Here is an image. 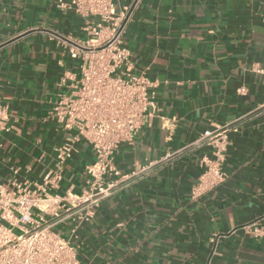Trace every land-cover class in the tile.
Here are the masks:
<instances>
[{
    "label": "crops",
    "instance_id": "obj_1",
    "mask_svg": "<svg viewBox=\"0 0 264 264\" xmlns=\"http://www.w3.org/2000/svg\"><path fill=\"white\" fill-rule=\"evenodd\" d=\"M59 0H0V182L41 181L67 134L52 117L79 74L68 44L83 19ZM129 7L123 45L135 72L158 81L159 116L115 153L125 174L151 168L106 198L77 241L83 264H264V242L239 229L264 225V0H119ZM70 75L65 85L61 79ZM164 117L165 119H162ZM234 123L226 180L197 200L191 188L205 130ZM94 159L76 146L57 190L80 192ZM15 170H18L15 173Z\"/></svg>",
    "mask_w": 264,
    "mask_h": 264
},
{
    "label": "built area",
    "instance_id": "obj_2",
    "mask_svg": "<svg viewBox=\"0 0 264 264\" xmlns=\"http://www.w3.org/2000/svg\"><path fill=\"white\" fill-rule=\"evenodd\" d=\"M58 7L75 11L83 19L85 33L83 39L68 44L70 57L79 61V74L52 109L67 136L57 148L55 165L41 181L13 179L10 187L0 182V264H83L77 246L80 230L106 198L151 168L138 163L124 174L115 163L119 147L132 143L159 116L152 91L158 81L135 72L131 52L123 45L129 7L119 8V0H59ZM256 71L264 73L262 68ZM69 76L61 79V85ZM9 117V107L0 103V131L6 129ZM235 129L234 123L216 126L195 141L211 151L200 159L201 173L191 188L193 200L226 180L223 164L229 133ZM81 141L94 152L85 166L87 185L80 192L68 188L59 193L65 164ZM239 229L264 242L260 220Z\"/></svg>",
    "mask_w": 264,
    "mask_h": 264
}]
</instances>
